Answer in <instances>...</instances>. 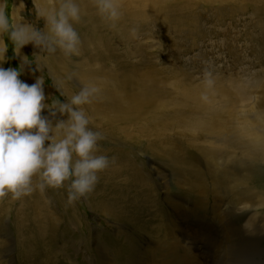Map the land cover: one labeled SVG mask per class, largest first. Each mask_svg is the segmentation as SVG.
<instances>
[{
	"label": "rangeland",
	"instance_id": "rangeland-1",
	"mask_svg": "<svg viewBox=\"0 0 264 264\" xmlns=\"http://www.w3.org/2000/svg\"><path fill=\"white\" fill-rule=\"evenodd\" d=\"M84 1L88 4L82 9L85 12L84 16L80 19L81 22L73 24V26H82L79 55L67 57L63 54L61 56L59 49L58 53L48 54L31 43L24 46L18 55L7 34L0 33V48L8 49L6 59L0 62V67L22 69L19 78L29 85L36 82L32 81V78L37 80L43 76L45 79L44 103L51 105L54 102L52 107L56 109L59 108L61 102L66 103V97L63 95L61 83L56 80L59 78L60 71L55 68L57 67L55 61L77 65L76 57L79 60V57L91 54L93 48L102 43V41L94 43V39L88 40L92 36L91 25L93 24L91 22L97 24L99 29L97 32L102 31L106 36L108 34L106 26L109 20L100 14L96 0ZM55 3V0H0V5L5 7L13 24L29 23L44 31H47L45 20L37 15V9L42 13H47L57 8ZM118 4L121 16L113 25L119 30L117 35L110 39V45L116 48L113 52L117 56H125L130 61V68L135 74L140 76L142 62L154 64L158 70L165 73L162 79L177 74L190 75L191 81L187 83L191 86L211 85L231 92L229 98L225 94L224 100H221V97L217 98V102H220L218 107L232 109L234 103H238L239 105L233 109L234 112H243L248 111L249 106L255 103L257 100L255 98L260 95L261 91L257 93L253 91L256 92L258 83L264 88V0H232L231 4L212 5L209 8H206L204 4L202 6V4L188 0L186 2L184 0L177 2L118 0ZM124 26H126V31ZM84 28L87 29L86 32H83ZM133 30H135V35H133ZM124 31L129 32V35H124ZM82 38L87 39L92 45L89 47ZM124 38L127 39L122 41ZM106 50V45L103 43L99 52L104 53ZM16 51L19 52V48H16ZM25 56L29 58L28 63L23 59ZM175 70L177 74H174ZM68 85V88L78 90L74 83H68ZM53 111L55 109L45 108L42 115L48 117L53 123L58 120H67V114L61 115L57 112L56 116H52ZM188 140L189 137L186 136L183 147L179 148V161L187 160L185 147ZM194 145L197 149L193 161L188 160L190 164L196 165L201 170L207 185L206 191H209L204 195L191 192V187L199 183L191 175L193 178L182 179L179 182V192L174 190L171 193V200H176L174 202L179 204L180 210H188L187 216L194 224L193 229L186 230L182 221H177L179 223L177 239L180 246L178 251L181 257L180 264H200L197 261L202 255L212 257L206 260L205 264H264V236L256 242L241 241L231 244L233 251L229 255L219 244L215 249L207 247L204 231L198 229L201 223L207 225L209 229L220 230L226 234L233 231L240 234L245 230L241 226V217L231 208L222 215V204L217 195L220 191L217 189L213 192L210 187L211 173H215L221 168V164H227L228 161L222 160L220 154L206 157L202 149L211 148L212 145L202 137ZM149 157V155L135 154L133 159L136 160L135 163L140 164L142 174L149 175L147 184L154 188L155 205L157 206L155 208L154 205L148 204L147 208L151 207L150 209L139 208L136 213L139 219L138 225L131 224L129 217L121 220L114 217L113 213L119 212V207L114 208V205H111L108 218L102 216L104 219L98 217L94 219L97 211L93 206L90 207V198L97 202L98 197H91L89 194L71 203H75L80 212V218L72 223L69 217H66L67 211L60 200L63 198L68 201L70 181H66L61 188L48 187L42 193L38 188L40 178L34 176L32 184L35 183L33 184L35 189L31 196L27 195L17 200L13 199L12 194L9 193L8 196L0 198V264H100L104 256L98 249L99 240L109 249L117 264L138 262L139 254H142L147 247L153 249L154 243L157 246L155 240L159 238L150 232L144 233L145 228L141 229V222L146 227H158L160 222L164 224L167 222L171 225L175 214L174 209L164 201L163 191L157 185L160 181L158 178L155 179L156 176L151 172L152 160L150 158L152 157ZM129 162V158L124 160V163ZM259 178L256 186L263 188L264 174ZM125 194H127L126 191ZM132 194L133 199L139 200V196ZM109 199L113 201L111 194ZM141 202L138 204L146 205L143 201ZM31 206H40L43 211L49 213L47 217L52 218L50 231L45 229L44 236L39 235L36 232L38 230H31L32 226L41 220V217L45 220L47 217L43 214L39 215L38 211L33 219H24V213H27L25 209ZM112 222L125 227L129 235L117 234L118 230L115 231ZM80 226L83 227L80 230L83 232L80 233L81 235L77 230ZM96 230L101 233V238L97 240L95 239ZM189 238H191L190 241H188ZM191 243L204 245L208 251L204 250L202 253L195 251L194 255L197 259L187 258L184 248L188 249ZM119 252L128 254L126 256L129 258H123Z\"/></svg>",
	"mask_w": 264,
	"mask_h": 264
},
{
	"label": "bare ground",
	"instance_id": "bare-ground-1",
	"mask_svg": "<svg viewBox=\"0 0 264 264\" xmlns=\"http://www.w3.org/2000/svg\"><path fill=\"white\" fill-rule=\"evenodd\" d=\"M168 1L177 2L178 0ZM186 1L184 0V2ZM188 1H194L202 6L204 4L206 8L212 5H228L232 2V0ZM55 2L58 8L61 0H55ZM76 2L81 8V19L85 13L82 9L88 4L84 0H76ZM217 14L221 15L220 12ZM91 23L93 24L91 25L92 36L88 40L94 39V43L100 41L102 43L99 46L97 44L91 54L79 57V60L76 57L77 65H68L57 60L55 68L60 71L59 78L56 80L61 83L66 102L70 101L71 97L76 95L83 85L99 89L92 97L90 104L81 106L90 119L89 128L100 132L103 136V139L98 141L97 150L93 154L107 156L110 159L109 169L98 173V183L89 193L91 197H98L97 202L90 198V207L93 206L97 211L94 219L97 217L108 218L111 205H114V208L119 207V212L113 213L114 217H118V220L129 217L131 224L138 225L139 219L136 217V213L139 208L146 209L148 204L154 205L156 208L154 188L147 184L149 175L142 174L140 164L135 163L136 160L133 159L135 154L149 155L152 157H149L152 160L151 172L156 176L155 179L158 178L160 181L157 185L163 191L164 201L174 209L175 214L171 225L167 222L166 224L160 222L158 227H146L140 221L141 229L145 228L144 233L150 232L159 238L155 240L157 246L154 243L153 249L147 247L142 254L138 253L139 260L134 264H180L181 257L178 252L180 246L177 239L179 223L177 221H182L186 230L193 229L194 224L187 216L188 210H180L179 204L174 202L176 200H171V193L174 190L179 192L178 184L182 179L188 180L194 177L199 183L191 187V192H198L201 195L208 194L209 190L206 191L207 185L201 170L196 165L190 164L197 149L194 144L202 137L212 145L211 148L202 149V153L206 157L220 154L222 160L228 161L227 164H221V168L215 173H211L212 184L210 187L213 192L217 189L220 191V194L217 195L222 204V215L230 208L237 213V209L241 205H247L249 208V210L237 214L241 217L244 233L238 234L233 231L226 234L220 230L209 229L202 223L199 224L198 229L204 231L207 247L215 249L219 244L229 255L233 251L231 244L235 242L258 241L264 236V182L263 188L256 186L259 183V176L264 174V88L262 84L258 83L256 92L253 91V93H257L259 90L261 92L259 91L260 95L255 98L257 100L252 106H249L248 111L234 112L233 109L239 105L238 103H234L232 109L218 107L220 102H217V98L221 97V100H224L225 95L229 98L231 92L211 85L191 86L187 83L191 81L190 75L182 74L183 76H180L177 74V70L174 72L177 75L162 79L165 73L158 70L156 65L145 62H142L139 76L130 68L131 63L125 56H117L113 52L116 48L110 45V39L116 36L119 30L113 25L114 23L108 21L107 36L102 31L97 32L99 29L95 22ZM124 27L126 31V26ZM74 28L81 37L82 26L76 25ZM86 31L87 29L84 28L83 32ZM128 33L125 32L124 35H129ZM125 39L127 38L122 41ZM83 40L89 47L92 45L87 39ZM103 43L107 50L101 53L99 51ZM60 53L61 56L64 54L62 51ZM143 57L145 58V56ZM148 65L151 66L148 67ZM31 80L36 81L35 78ZM68 83H74L78 90L68 88ZM66 118L68 119V116ZM186 136L189 137L185 147L188 156L186 159L190 161L185 159L179 161V148L183 147ZM126 158H129V163H124ZM33 184L35 183L33 182ZM131 193L139 196V200L133 199ZM110 194L113 201L109 199ZM60 200L67 211L66 217L75 223L80 218L78 207L75 206V203L70 204L63 198ZM141 201L146 205H139L138 203ZM39 207L31 206L29 209H25L27 213H24V219H33L38 211L39 215L49 216L47 211H43ZM148 214L151 215V213ZM51 219L47 217L45 220L41 217V220L32 226L31 231L38 230L36 232L44 236L43 231L49 230L52 226ZM112 224L115 231L118 230L117 234L129 235L127 229L122 225L114 224V222ZM82 229V226L78 227V234L83 233L80 232ZM98 230L100 229L98 228ZM95 232L97 233L95 239L101 238L100 231L96 230ZM190 240L191 238L188 239V241ZM99 242L98 249L104 256L100 264H117L105 244L100 240ZM207 247L191 243L188 249L184 248L186 257L197 259L194 255L195 251L202 253L204 250L208 251ZM119 253L123 258H129L126 256L128 254ZM210 259L212 257L202 255L196 261L205 264V261Z\"/></svg>",
	"mask_w": 264,
	"mask_h": 264
},
{
	"label": "clouds",
	"instance_id": "clouds-1",
	"mask_svg": "<svg viewBox=\"0 0 264 264\" xmlns=\"http://www.w3.org/2000/svg\"><path fill=\"white\" fill-rule=\"evenodd\" d=\"M96 5L100 14L113 23L120 19L118 0H96ZM37 15L45 20L47 31L29 23L13 24L0 5V33L7 34L16 54L31 43L48 54L59 49L67 57L79 55L81 38L73 24L80 20L81 8L76 0H61L58 8L47 13L37 9ZM7 50L0 48V62L5 61ZM23 59L28 63L27 56ZM21 71L0 67V198L9 193L17 200L31 195L33 177L39 176L42 193L48 187L61 188L70 181L71 204L91 193L98 183V173L110 165L107 156L93 154L103 136L89 128L90 119L81 107L90 104L99 89L83 85L70 101L61 102L56 109L52 107L54 102L44 103V77L29 85L19 78ZM45 108L55 109L52 116L58 112L67 114L68 119L53 123L42 115ZM247 210V205H241L237 214Z\"/></svg>",
	"mask_w": 264,
	"mask_h": 264
}]
</instances>
